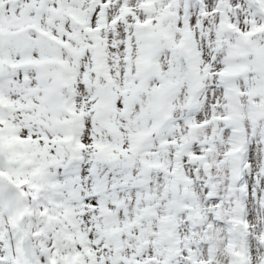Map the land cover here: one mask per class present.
Segmentation results:
<instances>
[{"label": "snow or ice", "instance_id": "snow-or-ice-1", "mask_svg": "<svg viewBox=\"0 0 264 264\" xmlns=\"http://www.w3.org/2000/svg\"><path fill=\"white\" fill-rule=\"evenodd\" d=\"M250 129L264 140V0H0V135L46 152L20 187L79 264H264ZM85 153L113 179L82 211Z\"/></svg>", "mask_w": 264, "mask_h": 264}, {"label": "rangeland", "instance_id": "rangeland-1", "mask_svg": "<svg viewBox=\"0 0 264 264\" xmlns=\"http://www.w3.org/2000/svg\"><path fill=\"white\" fill-rule=\"evenodd\" d=\"M217 119H219L218 114ZM256 136H264V131H258ZM249 142L255 150L257 168H259L260 160L264 158V140L251 138ZM45 157L44 150L28 142L18 141L10 133L0 135V176L14 188L20 189L23 197V202L20 203L13 191L0 185V241H3L4 248L9 250V257H11L14 248L16 253L14 264H21L15 248V239L17 237L16 225L23 206V224L27 234L25 264H42V261L43 264H79L80 254L75 247L77 241L58 219V216L54 214V209L45 207L41 211L42 204L36 199L35 194L30 191H22L20 187L21 184L29 182L44 169ZM72 164L75 166L71 174L75 178L73 203L80 201L83 211L89 199L95 198L98 193L104 191L105 178L112 180L113 175L107 171L108 165L92 159L87 153L82 158L74 160ZM253 175H259V172ZM67 179L68 175L64 168L52 170L51 181L53 184L64 185ZM126 182V180L123 181V183ZM250 187H256V185L253 184ZM62 193L64 198H68L70 195L67 189H63ZM112 202L117 203L116 201ZM99 203L101 206L103 205L102 200ZM119 203L123 204V201ZM196 213L197 211H194V215Z\"/></svg>", "mask_w": 264, "mask_h": 264}, {"label": "water", "instance_id": "water-1", "mask_svg": "<svg viewBox=\"0 0 264 264\" xmlns=\"http://www.w3.org/2000/svg\"><path fill=\"white\" fill-rule=\"evenodd\" d=\"M19 234L23 237L24 236V232H23V230H22V228H21V225H19Z\"/></svg>", "mask_w": 264, "mask_h": 264}]
</instances>
